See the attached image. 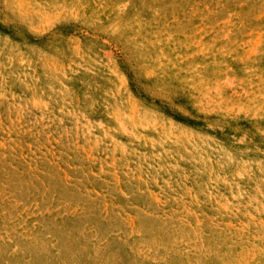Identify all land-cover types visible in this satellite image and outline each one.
Here are the masks:
<instances>
[{
    "label": "rangeland",
    "instance_id": "obj_1",
    "mask_svg": "<svg viewBox=\"0 0 264 264\" xmlns=\"http://www.w3.org/2000/svg\"><path fill=\"white\" fill-rule=\"evenodd\" d=\"M0 264H264V0H0Z\"/></svg>",
    "mask_w": 264,
    "mask_h": 264
}]
</instances>
